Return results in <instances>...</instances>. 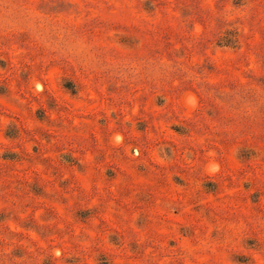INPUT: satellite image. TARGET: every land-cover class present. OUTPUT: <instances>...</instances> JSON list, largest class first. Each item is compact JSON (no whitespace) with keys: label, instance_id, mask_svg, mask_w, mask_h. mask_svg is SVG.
<instances>
[{"label":"rangeland","instance_id":"obj_1","mask_svg":"<svg viewBox=\"0 0 264 264\" xmlns=\"http://www.w3.org/2000/svg\"><path fill=\"white\" fill-rule=\"evenodd\" d=\"M0 264H264V0H0Z\"/></svg>","mask_w":264,"mask_h":264}]
</instances>
